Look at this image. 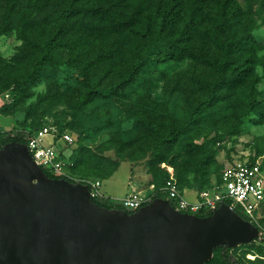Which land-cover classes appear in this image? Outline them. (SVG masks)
I'll return each mask as SVG.
<instances>
[{"label": "rangeland", "instance_id": "1", "mask_svg": "<svg viewBox=\"0 0 264 264\" xmlns=\"http://www.w3.org/2000/svg\"><path fill=\"white\" fill-rule=\"evenodd\" d=\"M172 1L15 0L5 16L0 0L1 129L67 132L65 176L102 182L122 164L147 198L173 176L193 201L225 167L264 164V0H178L149 41ZM34 3L44 7L30 16ZM109 186L104 196L125 190ZM254 222L264 233V204ZM231 254L264 264V241Z\"/></svg>", "mask_w": 264, "mask_h": 264}, {"label": "water", "instance_id": "2", "mask_svg": "<svg viewBox=\"0 0 264 264\" xmlns=\"http://www.w3.org/2000/svg\"><path fill=\"white\" fill-rule=\"evenodd\" d=\"M262 234L225 202L202 217L165 198L108 209L85 183L46 176L25 144L0 148V264H206Z\"/></svg>", "mask_w": 264, "mask_h": 264}, {"label": "built area", "instance_id": "3", "mask_svg": "<svg viewBox=\"0 0 264 264\" xmlns=\"http://www.w3.org/2000/svg\"><path fill=\"white\" fill-rule=\"evenodd\" d=\"M0 131H3L0 127ZM72 138L67 132L53 134L47 129L38 130L27 141V149L33 160L42 168L49 169L56 176L64 175L62 154ZM65 176V175H64ZM91 198L104 196L100 192L101 181L92 180L85 183ZM158 192L175 203L182 212L195 214L208 212L221 202L228 201L232 207L239 208L245 215L255 220V212L264 202V164L261 161H244L233 163L220 172L218 181L210 189L196 193L195 201H188L183 195L176 179L167 177L162 185L154 189L152 195ZM141 191H133L125 197L115 199L120 209L135 211L151 200Z\"/></svg>", "mask_w": 264, "mask_h": 264}, {"label": "trees", "instance_id": "4", "mask_svg": "<svg viewBox=\"0 0 264 264\" xmlns=\"http://www.w3.org/2000/svg\"><path fill=\"white\" fill-rule=\"evenodd\" d=\"M151 0H145V2H150ZM178 0H173L172 2H170V4L167 6V10L166 12H163L162 15L160 16V18L158 19L157 23L158 25H155L154 23V26H155V31H152V23L148 24L149 26L146 28V30L142 33V35L148 39L149 41H152L154 40V35L156 34V39L160 36H162V28L164 27V25L172 22L174 20V15H176V12H177V4H178ZM15 3V0H7V4H6V7H5V16L9 14V8L12 4ZM44 6H38L36 3L34 4H31L29 6V15L30 16H35ZM69 10L67 9H64L62 11V16L64 19H66V17L68 16L69 14ZM156 23V24H157ZM155 39V41H156ZM154 41V42H155ZM46 44V48L49 47V44L50 42L49 41H46L45 42ZM148 54V50H144L140 56L138 57L137 59V63L135 64V67H137L145 58V56ZM209 103V100L208 99H205L203 100L202 102H200L199 104H197L193 110V113H192V118L196 117L197 115L200 114V112L202 111L203 108H205ZM37 130L36 129H26V127H12L11 129L7 130V131H0V148L5 145L6 143H9V142H19V143H22V144H27V141L34 135V133H36ZM44 173L46 176H48L49 178H64V179H67L68 181L70 182H74L73 180H71L70 178H68L67 176H64V175H61V176H56L54 174H52V172L49 170V169H46L44 167H42ZM115 171V170H114ZM114 171H112L110 174H107L106 176H104L102 178L103 179H106L108 178ZM177 181V180H176ZM82 183H85V182H82ZM163 183V182H162ZM177 184L179 186L180 189H182L177 181ZM162 185V184H161ZM153 198H165L167 199V197L165 195H162L158 192H155L151 199ZM97 205L99 206H102V207H105V208H108V209H111V208H120L117 206L116 204V201L115 199H111L109 197H105V196H101V197H97V198H91ZM170 201V204L172 206L175 207V203L173 200L169 199ZM225 203L227 204H230L228 201H224ZM264 204V202L261 203V205ZM261 205L259 206V208L261 207ZM259 208L257 209V211L259 210ZM233 209L235 210V212L237 214H239L243 219L247 220V221H250L252 222L253 224H255L254 220H252L250 217H248L247 215H245L239 208L237 207H233ZM257 211L255 212V217H256V213ZM128 212H131V211H128ZM211 213V211H208V212H202V211H199V212H196L195 214L197 216H207ZM261 240L264 241V236L261 237ZM256 241L258 240H255L254 242L248 244V245H240V246H243V247H246V246H249V245H253V243H255ZM219 249H222L224 251L223 254L221 255H217V264H242L241 261H239L237 258H235L231 253H230V248H226L224 246H219V247H216L213 251V255L216 251H219ZM213 259V257H212ZM212 259L210 261H212ZM209 261V262H210ZM208 262V263H209ZM207 264V263H206Z\"/></svg>", "mask_w": 264, "mask_h": 264}, {"label": "crops", "instance_id": "5", "mask_svg": "<svg viewBox=\"0 0 264 264\" xmlns=\"http://www.w3.org/2000/svg\"><path fill=\"white\" fill-rule=\"evenodd\" d=\"M1 122V121H0ZM3 130V129H2ZM122 164H120L117 169L106 179H103L102 182H101V185L105 183H108L110 186L107 188V192L110 193V194H114L112 188H111V185L113 186L115 184V182H117V179H121L123 181V185L125 187V190L123 192V194H121L120 196H112V195H109L107 194V196L105 197H109L111 199H119V198H122V197H125L126 195L132 193L133 191H136L137 190V183H134L132 182L130 179H131V176H130V171H129V168L127 167V173L126 174H123V175H118V171L120 169ZM138 191V190H137ZM184 192H186L185 190H183V195H184ZM195 196H194V199L193 201H195L196 199V192H194ZM190 201V200H188Z\"/></svg>", "mask_w": 264, "mask_h": 264}, {"label": "flooded vegetation", "instance_id": "6", "mask_svg": "<svg viewBox=\"0 0 264 264\" xmlns=\"http://www.w3.org/2000/svg\"><path fill=\"white\" fill-rule=\"evenodd\" d=\"M231 250L232 249H230V253H231ZM224 253V251L222 250V249H219V251H217V255L219 256V255H221V254H223Z\"/></svg>", "mask_w": 264, "mask_h": 264}]
</instances>
